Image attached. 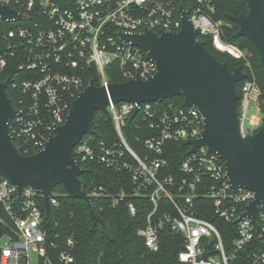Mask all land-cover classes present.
<instances>
[{
	"label": "built area",
	"instance_id": "built-area-1",
	"mask_svg": "<svg viewBox=\"0 0 264 264\" xmlns=\"http://www.w3.org/2000/svg\"><path fill=\"white\" fill-rule=\"evenodd\" d=\"M0 4L25 16L0 18V72L15 67L9 88L21 92L10 134L25 155L45 147L55 127L65 123L79 93L91 81L96 84L95 77L97 86L108 87L115 72L124 81L153 76L156 64L120 33H142L145 28L179 32L181 4L200 40L209 36L218 51L249 65L247 51L223 38L224 22L214 19L215 0H0ZM245 73L238 101L244 137L264 122L262 89L251 69ZM164 101L110 102L107 112L117 139L95 140L88 133L74 154L81 166L100 164L126 176L127 182L112 193L94 178L84 182L85 191L90 198H108L112 207L125 205L133 217L144 213L145 225L138 234L150 251L160 250L164 236L181 237L183 247L169 264H264V203L257 221L242 217L254 192L234 190L225 161L206 146L190 152V141L204 131L202 113L194 106ZM250 109L255 113L248 116ZM184 142L187 155L174 168L170 156L179 153L176 147ZM41 200L44 204L43 194L30 187L20 199L18 186L0 173V203L13 223L0 244V264H76L73 238L51 234ZM50 202L51 209L59 204L54 190ZM206 215L236 225L234 232L225 231L230 242Z\"/></svg>",
	"mask_w": 264,
	"mask_h": 264
},
{
	"label": "water",
	"instance_id": "water-1",
	"mask_svg": "<svg viewBox=\"0 0 264 264\" xmlns=\"http://www.w3.org/2000/svg\"><path fill=\"white\" fill-rule=\"evenodd\" d=\"M245 1L248 12L229 16L239 25L234 37H247L256 46L264 66V0ZM180 9L183 28L179 32L158 33L145 28L142 33H120L126 42L141 47L156 64L153 76L111 83L108 87L91 81L72 102L65 123L56 126L45 147L33 154H23L13 142L9 123L19 111L7 93L12 78L0 81V173L18 186L20 199L25 188L40 191L48 215L53 190L62 185L68 196L84 199L92 220L107 230V223L95 213L92 199L85 191L81 180L85 169L75 157V146L86 134L95 133V113L107 111L111 101L141 103L182 96L184 105L196 107L204 117L203 134L190 141V152L206 146L225 161L233 189L243 187L255 194L242 217L252 216L257 221V212L264 203V122L254 133L242 136L237 83L246 79L247 74L242 65L232 70L228 62L219 60L207 49L198 38L199 31L188 20L183 4ZM0 18L13 20L25 16L0 4ZM262 107L264 110V100Z\"/></svg>",
	"mask_w": 264,
	"mask_h": 264
},
{
	"label": "trees",
	"instance_id": "trees-1",
	"mask_svg": "<svg viewBox=\"0 0 264 264\" xmlns=\"http://www.w3.org/2000/svg\"><path fill=\"white\" fill-rule=\"evenodd\" d=\"M215 20L224 22L223 38L229 42L239 45L247 51L248 63L244 60H236L227 53L218 51L209 36H201V40L219 60L228 62L234 70L242 65L244 72L251 69L262 89L264 99V66L261 62L256 46L245 36L234 37L239 25L229 19L230 15H240L248 12V5L245 0H215ZM16 68L8 67L0 72V81H5L10 76L15 77ZM96 76V75H95ZM96 84L99 85L95 77ZM113 83L124 82L122 76L115 72L112 74ZM243 81L237 83V90L240 93ZM7 93L12 102L18 106L19 90L8 88ZM173 101L183 104L182 96H175L166 99L164 102ZM132 125V124H131ZM129 125V127L131 126ZM94 130L93 139L112 142L117 139L116 132L111 122L110 114L107 111L98 110L94 116L92 125ZM176 150L180 152L170 156L173 167L177 168L187 155L188 144L186 142L177 145ZM85 172L81 180L86 184L90 179H96L112 193L118 191L120 185L127 182L126 176L113 172L100 164L82 163ZM61 194L57 196L58 206L52 207L50 214H44L46 228L53 236L59 235L61 239L72 237L75 243L74 255L76 264H169L175 260V254L183 247L182 239L178 236H164L161 248L157 252L150 251L144 239L138 234V230L145 225V214L140 213L133 217L125 205L112 207L108 198L92 197L94 211L107 223V230L100 224L94 222L90 216L88 204L84 199H75L66 193L62 185ZM88 191V189L86 188ZM43 208V201H40ZM45 211V209L43 208ZM207 218L216 222L224 232L226 229L236 230L234 223H226L211 216ZM13 223L0 203V240L12 232Z\"/></svg>",
	"mask_w": 264,
	"mask_h": 264
},
{
	"label": "rangeland",
	"instance_id": "rangeland-1",
	"mask_svg": "<svg viewBox=\"0 0 264 264\" xmlns=\"http://www.w3.org/2000/svg\"><path fill=\"white\" fill-rule=\"evenodd\" d=\"M21 23V22H19ZM255 112H254V109H250V112L248 114V116H251L253 115ZM61 191H62V188H60L59 186H57L55 189H54V193L56 196H59L61 194ZM6 238H2V240L0 241V244H3L5 242Z\"/></svg>",
	"mask_w": 264,
	"mask_h": 264
}]
</instances>
